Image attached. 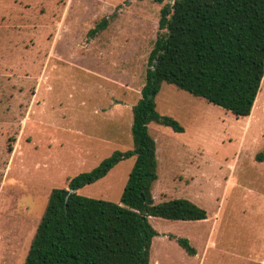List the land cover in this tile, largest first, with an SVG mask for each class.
Segmentation results:
<instances>
[{"label": "rangeland", "instance_id": "1", "mask_svg": "<svg viewBox=\"0 0 264 264\" xmlns=\"http://www.w3.org/2000/svg\"><path fill=\"white\" fill-rule=\"evenodd\" d=\"M164 3L0 0V264H23L53 188L132 148V106ZM155 102L184 131L148 124L154 203L186 198L207 218L149 217L158 235L148 264H263L264 77L247 117L166 83ZM133 163L78 193L118 202ZM168 235L187 238L195 255Z\"/></svg>", "mask_w": 264, "mask_h": 264}, {"label": "trees", "instance_id": "2", "mask_svg": "<svg viewBox=\"0 0 264 264\" xmlns=\"http://www.w3.org/2000/svg\"><path fill=\"white\" fill-rule=\"evenodd\" d=\"M153 1L165 3L141 97L132 106L133 146L114 151L93 169L67 180L66 187L51 190L23 264H148L152 239L158 235L149 217L207 218L203 208L186 198L154 203L157 158L148 124L184 131L177 120L156 109L163 83L237 118L251 114L264 77V0ZM131 157L134 163L118 202L78 193ZM255 159L263 162L264 152ZM168 237L189 256L195 255L187 238Z\"/></svg>", "mask_w": 264, "mask_h": 264}, {"label": "water", "instance_id": "3", "mask_svg": "<svg viewBox=\"0 0 264 264\" xmlns=\"http://www.w3.org/2000/svg\"><path fill=\"white\" fill-rule=\"evenodd\" d=\"M141 264V263H140Z\"/></svg>", "mask_w": 264, "mask_h": 264}]
</instances>
